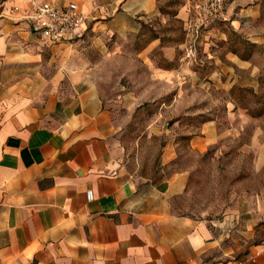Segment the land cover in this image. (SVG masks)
<instances>
[{
	"label": "crops",
	"instance_id": "0c3cea01",
	"mask_svg": "<svg viewBox=\"0 0 264 264\" xmlns=\"http://www.w3.org/2000/svg\"><path fill=\"white\" fill-rule=\"evenodd\" d=\"M31 1L0 0V264H264V189L223 219L187 213L191 172L170 171L181 141L166 143L159 176L132 170L118 105L94 75L100 63L69 52L88 31L140 38L162 15V0H92L93 8L49 0L75 2L87 15L76 37L60 42L34 33L22 13L10 14ZM185 9L176 17L194 35L197 16ZM155 33L140 52L153 78L182 82L185 63L161 68L151 58L157 48L168 63L176 56ZM179 46L185 62L186 43ZM216 59L228 74L231 67ZM135 99L131 92L119 102L131 113ZM218 125L206 122L187 143L203 151L221 138Z\"/></svg>",
	"mask_w": 264,
	"mask_h": 264
},
{
	"label": "rangeland",
	"instance_id": "374dc122",
	"mask_svg": "<svg viewBox=\"0 0 264 264\" xmlns=\"http://www.w3.org/2000/svg\"><path fill=\"white\" fill-rule=\"evenodd\" d=\"M82 1L93 8L92 0ZM201 1L162 0V15L149 20L140 38L94 37L88 31L69 52L78 58L87 53L95 64L100 63L94 75L104 96L118 105L116 117L131 169L159 176L166 143L180 140L179 156L170 171L191 172L185 211L218 220L230 206L247 203L264 189V112L260 114L264 108V0H222L217 17L209 26H201L197 36L195 29L201 22L196 4ZM182 8L197 16L196 25L189 27L194 35H188L184 22L176 17ZM155 32L166 45L175 47L176 56L168 63L157 48L151 58L161 68L185 63L189 69L184 70L182 82L153 78L155 71L140 54ZM183 42L185 62L179 46ZM194 44L196 56L188 59L187 48ZM104 45L109 48L106 52L101 51ZM216 58L231 67L228 74L216 69ZM131 92L136 99L129 113L125 101L119 100ZM212 120L219 124L222 136L197 151L187 139Z\"/></svg>",
	"mask_w": 264,
	"mask_h": 264
},
{
	"label": "built area",
	"instance_id": "2783aa9c",
	"mask_svg": "<svg viewBox=\"0 0 264 264\" xmlns=\"http://www.w3.org/2000/svg\"><path fill=\"white\" fill-rule=\"evenodd\" d=\"M222 2V0H203L196 4L200 15L198 19L201 22L195 29L197 36L201 26H209L217 17ZM9 12L22 13L30 21L34 33L52 42L74 39L87 21V15L75 2L60 6L49 0L42 2L32 0L29 6H14ZM186 52V57L193 59L196 56V44L187 48ZM93 197V191H89V200H93Z\"/></svg>",
	"mask_w": 264,
	"mask_h": 264
},
{
	"label": "trees",
	"instance_id": "16d2710c",
	"mask_svg": "<svg viewBox=\"0 0 264 264\" xmlns=\"http://www.w3.org/2000/svg\"><path fill=\"white\" fill-rule=\"evenodd\" d=\"M154 37H156V35H154ZM264 112V108L260 111V114Z\"/></svg>",
	"mask_w": 264,
	"mask_h": 264
}]
</instances>
